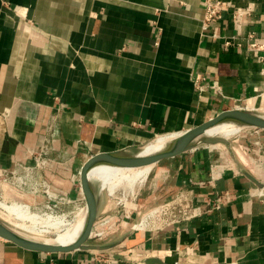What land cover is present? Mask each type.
<instances>
[{"label":"crops","instance_id":"1","mask_svg":"<svg viewBox=\"0 0 264 264\" xmlns=\"http://www.w3.org/2000/svg\"><path fill=\"white\" fill-rule=\"evenodd\" d=\"M222 1L205 23V0H0V179L32 165L56 130L44 175L82 208L93 155L257 109L261 97L264 109V0ZM141 191L142 210L183 195L207 211L154 229L113 215L117 233L87 241L97 248L42 252L0 237V264H264L263 129L159 161ZM216 197L222 207L208 211ZM110 208L99 198L93 234Z\"/></svg>","mask_w":264,"mask_h":264},{"label":"bare ground","instance_id":"2","mask_svg":"<svg viewBox=\"0 0 264 264\" xmlns=\"http://www.w3.org/2000/svg\"><path fill=\"white\" fill-rule=\"evenodd\" d=\"M246 109L253 110L256 108ZM245 128L246 126L231 121H225L209 128L207 135L230 139L231 136ZM179 135L180 134H166L162 136L163 138L161 141L156 140L158 138L156 137L140 149L138 156L145 157L153 155L168 148ZM213 146H222V144H216ZM153 165L154 164L139 167H122L101 163L91 168L89 177L91 179L98 178L102 183V187L107 189L110 194H113L120 188L124 190H132L136 186H141L148 179ZM155 212H157V210H154L150 214H155ZM5 216L8 219H6ZM0 217L4 219L15 232L27 239L50 245L66 246L76 241L82 234L87 220V206L85 205L83 208H80L75 216V220L69 222L66 221L63 216H57L50 213L41 214L33 211L28 203L12 199L8 200L6 198L0 200ZM148 219L149 215H146L142 219L140 223L141 228L145 229L146 226H149L147 225L149 224L147 221ZM157 219L158 222H160V214H158ZM50 227L57 229L61 227L63 228L57 231V236L53 239L39 237L40 235L38 234L47 232L48 229L46 228L50 229ZM31 233H34V235Z\"/></svg>","mask_w":264,"mask_h":264},{"label":"water","instance_id":"3","mask_svg":"<svg viewBox=\"0 0 264 264\" xmlns=\"http://www.w3.org/2000/svg\"><path fill=\"white\" fill-rule=\"evenodd\" d=\"M231 121L246 127H255L264 130V114L255 112L249 109H230L219 113L217 116L205 121L204 123L191 128L181 133L171 145L153 155L139 157L138 153L128 154L127 152H103L90 157L83 165L81 174L82 190L86 199L87 206V220L84 230L80 237L70 245H50L27 239L26 237L15 232L10 225L0 219V237L16 243L17 245L35 251L42 252H60L71 251L75 249L97 248L98 246L89 245V240L95 221L98 217L99 198L96 195L95 189L92 185V179L89 177V172L92 167L97 164H112L122 167H139L149 164H156L159 161L175 157L186 151L197 148L199 146H209L216 144L230 143L229 139L220 136H208L207 131L209 128L225 122ZM248 176L259 183L252 175ZM149 264L160 263L157 259H148Z\"/></svg>","mask_w":264,"mask_h":264},{"label":"rangeland","instance_id":"4","mask_svg":"<svg viewBox=\"0 0 264 264\" xmlns=\"http://www.w3.org/2000/svg\"><path fill=\"white\" fill-rule=\"evenodd\" d=\"M261 108H262V97L260 98V100L257 104V109H254V111L261 113V114H264V110ZM261 131H262V129L260 130V132H256L254 127H246L245 129H241L237 134L231 136L229 141H232V140L238 138L239 136L241 137L242 135H250L251 133L258 135L261 133ZM162 138L163 137L161 136V137L157 138L156 140L161 141ZM139 151H140V149H135V150L127 152V153L128 154H136ZM9 176L11 177V175H9ZM5 178H7V176H3L0 179V200L7 198L8 200L12 199V200L21 201V202L30 204L32 210L36 211L38 213H41V214L50 213V214L57 215V216H63L64 219L66 221H69V222H73V220H75V218H76L75 216L79 212L80 207H71L70 202H68V198L63 200L62 203H60V202H58V200H56L54 203H57L58 205L59 204L60 205L57 206L56 208H53L52 210L48 209L44 205L47 203V201H45L43 203V205H36V204L34 205L31 202L25 201L24 199L23 200L20 199L19 196L17 197L16 195H19V194H17V192H18L17 190H14L13 192L8 190L12 186L11 185L12 178L8 177L9 179H7V180ZM147 181H148V179L141 186H136L132 190H124V189L120 188L115 193L110 194L107 189H104L102 187V183L98 178L92 179V185L95 189L97 197L102 198L104 200L105 205H110L111 208L109 210H107L101 217V218H108L109 222L107 221L101 226V227H103V229H100V230L96 229L94 232V233H96V235L93 234V232H92L93 235L89 238L91 241L92 240L97 241L99 238L102 239L104 236L105 237L107 236L109 238L112 235H114L115 232L117 233L115 225H112L113 220L110 221L111 220L110 218H112L111 216H113V215H118V214L122 213L123 217L127 218V220H131L132 222L135 221V223H138L137 228H139V229H141L140 223L146 215H149V219L147 220L149 223L147 225H149V226H146L145 229H154V228L160 227L163 224V221L168 219L169 216H168V214H166V211H165L166 209L164 207H161V205L163 203H159L157 205L155 204L152 208H148L146 210H142L141 208H139V203L141 201V193H142L141 189L145 186ZM1 188H3V190ZM4 188L6 190H4ZM26 190L27 191H25V192L27 193V195L32 194V193H30V190L28 188ZM25 197L27 199H30L29 198L30 196L29 197L25 196ZM83 206H85V204ZM154 210H157L158 214L162 215L160 222H158V219H157V217H158L157 212H155V214L153 213L152 215L150 214ZM5 218L8 219L6 216H5ZM0 219L2 221H4L5 223H7L1 217H0ZM61 228H63V227H61ZM61 228H59V229L53 228V227H50V229L46 228V229H48L47 232H43V233L38 234V235H40L39 237H42V238L53 239L57 236V231L61 230ZM31 234L34 235V233H31Z\"/></svg>","mask_w":264,"mask_h":264},{"label":"built area","instance_id":"5","mask_svg":"<svg viewBox=\"0 0 264 264\" xmlns=\"http://www.w3.org/2000/svg\"><path fill=\"white\" fill-rule=\"evenodd\" d=\"M227 5L228 4L224 3L222 0H205V23H210L211 21L220 18ZM241 14L243 13H237L238 20H240ZM250 45L252 48L256 49L263 47V45H260L257 42H252ZM201 78L202 77H198L197 80L199 81ZM254 129L256 132H260L261 130L255 127ZM55 134L56 130L52 129L50 136L45 139L42 147L34 152V163L32 165H20L13 171L4 173V176H7L5 179L12 178V183L14 185L23 189L28 188L30 192L34 194L45 195L47 203L44 205L51 210L60 205L54 203L56 200L62 203V201L66 199L64 196L59 195L52 190L51 184L44 175L45 169L50 162V154ZM9 175H11V177ZM222 205V198L216 197L212 200L208 211L220 209ZM161 207L166 209V214L169 216L168 219H166L168 223L180 221L181 219L190 220L199 217L207 211L202 205H195L192 200L184 198L183 195H178L171 201L163 203ZM160 216L162 217V215Z\"/></svg>","mask_w":264,"mask_h":264}]
</instances>
